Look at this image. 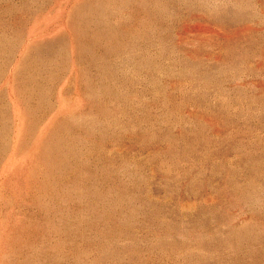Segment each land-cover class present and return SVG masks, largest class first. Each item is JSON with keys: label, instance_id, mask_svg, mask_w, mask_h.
I'll list each match as a JSON object with an SVG mask.
<instances>
[{"label": "rangeland", "instance_id": "374dc122", "mask_svg": "<svg viewBox=\"0 0 264 264\" xmlns=\"http://www.w3.org/2000/svg\"><path fill=\"white\" fill-rule=\"evenodd\" d=\"M0 264H264V0H0Z\"/></svg>", "mask_w": 264, "mask_h": 264}]
</instances>
